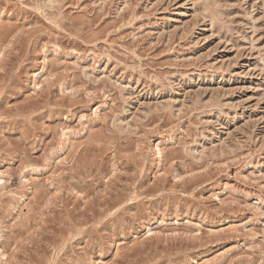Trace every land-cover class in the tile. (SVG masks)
I'll list each match as a JSON object with an SVG mask.
<instances>
[{
	"label": "rangeland",
	"instance_id": "obj_1",
	"mask_svg": "<svg viewBox=\"0 0 264 264\" xmlns=\"http://www.w3.org/2000/svg\"><path fill=\"white\" fill-rule=\"evenodd\" d=\"M0 264H264V0H0Z\"/></svg>",
	"mask_w": 264,
	"mask_h": 264
}]
</instances>
